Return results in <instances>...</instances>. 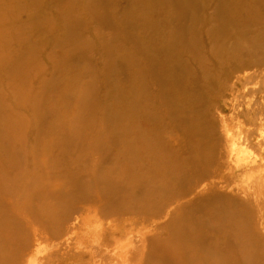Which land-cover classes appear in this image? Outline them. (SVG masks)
I'll return each mask as SVG.
<instances>
[{"label":"bare ground","instance_id":"1","mask_svg":"<svg viewBox=\"0 0 264 264\" xmlns=\"http://www.w3.org/2000/svg\"><path fill=\"white\" fill-rule=\"evenodd\" d=\"M135 1L143 6V11L119 13L110 9L113 6L108 0H58L57 5L67 2L60 12L61 28L51 20L48 1L43 4L37 0H0V31L5 35H1L5 44L0 45V128L6 132L0 140H10L12 135L25 137L28 135L25 132L35 127L32 133L43 135L45 141V145L34 143L32 158L18 151L26 141L15 143L17 150L6 151L0 146V157L6 158L0 160V264H22L21 251L32 243L31 225H35L36 240L53 242V247L70 245V241L78 237V231L83 230L76 255L81 261L76 264H264V235L251 222L250 205L235 196L224 198L214 193L202 196L212 185H232V179L244 171L238 165L232 167V161L237 160L240 151L247 153L255 141L263 151L249 169L258 171L256 180L264 195V137L260 135L258 140L256 136L264 124V113L239 111L234 117L231 114L221 116L219 126L227 133L231 148L225 155L226 160L220 163L222 145L216 135L212 111L230 108L234 114L235 104H228L219 96L225 88V93L230 88H222L221 81H209L214 72L225 71L227 65L231 64L228 74L232 76L238 67L251 66L256 61L250 57L239 62V58L247 50L259 51L262 33L264 41V0H247L258 1L256 6H247L243 0H189L191 3L186 2V5L193 14L184 10L182 0H172L162 8L163 12L171 13L170 17L148 22L158 30V27L170 25L173 19L178 20V26L171 29L161 51L155 49L158 37L155 35L149 40L137 27L146 23L151 15H157L159 10H155L154 5L160 0ZM25 3L29 9L22 15ZM247 11L248 18L244 23L239 21L242 27L238 29L235 23L222 17V12H229L241 18ZM85 13L91 20L93 18L96 32L104 27L109 30L113 19L118 17L123 25L134 30L131 36L135 39V48L149 47L138 54L135 49L127 50L120 65L110 64V70L116 71L119 67V70L134 68L137 59L142 62L149 59L130 73L128 96L124 95L125 86L114 80L117 83H113V95L100 105L104 119L113 120L112 127L107 128L105 121L100 119L97 130L96 126L91 129L96 138L87 145L83 142L90 130L86 122L93 109L89 99L97 90L95 78L88 82L82 78L83 74L69 77L68 73L54 78L52 69L47 73L37 70L39 66L30 69L37 62L23 46L34 34L38 35L34 29L56 28L57 35L51 44L68 42L62 60L68 62L70 52H77L87 64L92 63L89 59L91 43L82 47V43L76 42L82 39L79 35L99 39L94 30L81 27V15ZM188 15L196 21V25L189 28L185 25ZM23 16L26 20H22ZM254 22L261 23V28L252 30L249 25ZM201 24L205 25L206 33H200ZM119 32L128 33L125 29ZM189 33L196 34H191L192 41L186 40ZM203 35L208 38L201 49L197 40ZM138 36L142 40L136 45ZM206 46L219 54L214 53L216 57L211 59L205 51ZM188 49L195 52L186 51V54ZM47 54L52 55V52L48 50ZM257 57H264V51ZM107 58L111 62L110 55ZM196 58L199 60L195 61ZM23 70L40 72L38 79L31 76L38 81L33 86L38 94L23 90L26 85L14 80L15 73ZM101 76L105 80L109 73L101 72ZM248 76H237V90L244 91L251 82L250 74ZM187 77L194 81L185 84ZM72 79V86L68 87L66 83ZM197 81L205 86L204 95L196 94ZM50 82H54L55 91L70 88L77 107L53 109L52 101L48 106L51 111L47 112L42 95ZM110 85L107 82V86ZM17 88L20 90H15ZM144 91L147 95L142 96ZM10 99L17 105L30 103L27 111L16 115L19 109L4 108V101ZM61 99L65 101L66 96ZM118 101L121 104H117ZM145 102L158 104V107H146ZM124 103L125 107L120 108ZM10 113L14 117H10ZM27 113L40 119L60 113L66 119L60 125L64 135L47 138L42 130L50 127L32 125ZM178 113L182 117L180 120L176 118ZM236 118L239 125L253 129L232 132ZM20 126L23 133V129L16 130ZM179 131L182 137L174 138ZM115 135L121 137L120 143H115ZM167 137L170 142L164 147ZM238 143L244 147L237 149ZM210 160L216 167H206L202 172L197 169V165ZM228 176L231 181L226 180ZM233 187L246 192L244 185ZM10 197L14 199L11 209L23 210L29 220L13 226L14 220L4 216L2 200ZM47 198L51 199L48 205L43 203ZM92 224L96 230L90 239ZM17 238L21 240L18 245ZM72 256L69 252L52 253V258L70 259ZM64 262L62 260L61 264H73Z\"/></svg>","mask_w":264,"mask_h":264},{"label":"rangeland","instance_id":"2","mask_svg":"<svg viewBox=\"0 0 264 264\" xmlns=\"http://www.w3.org/2000/svg\"><path fill=\"white\" fill-rule=\"evenodd\" d=\"M37 1H39L40 3H43V4L46 3L47 1L49 2L48 7H49V11H50L49 15L51 16V20L56 22V25H59V27L63 28V26H62L63 22H61L62 18L60 16V12H62L65 9V7L67 6V2L57 5L59 3L58 0H37ZM170 1H172V0H160L158 4L154 5L155 10H159L157 15H151V17H149V20L146 23H143L141 25H137V27L139 28L140 31H144L148 35L149 40H151V37H153L155 35L158 37L156 39L157 40L156 43H158V45L155 46V49H159L160 51H161L163 45L167 44L168 39H169V35H170L169 32H171V29L176 28L178 26V24H177L178 20L173 19V22H170V25H163V27H158V30H155L154 26H150L148 24V22L151 20H159V19H163L166 17H170L171 16L170 12H163L162 11V8H164L165 4H167ZM108 2L113 6L110 9L111 10L115 9L119 13H126V11L127 12H136L137 10L143 11V6L141 4H139L138 2H136L135 0H131L130 2L128 0H108ZM186 2L188 5L191 3L189 0H187V1L182 0L183 5L185 6L184 10H186L187 12H190V14H193L192 10H190V11L188 10ZM237 2H242V1L237 0ZM243 2L247 6L248 5L256 6L258 4V1H255L253 3L251 1L247 2V0L246 1L243 0ZM100 7H101V3H99V9H100ZM25 9L26 10L29 9L27 3H25L24 6H22V11H24V12H20L22 15L26 14ZM111 10H109V11L111 12ZM166 10L169 11V9H167V8H166ZM175 10H176V8H174L173 12ZM196 10H197V8H196ZM247 14H248V11L246 13H243V17L240 18V17H238L237 13L230 14L229 12H227V13L222 12V17L226 18L229 22L235 23L236 29H238L239 27L241 28L242 27L241 24L246 21L245 18H248ZM81 16L83 19V24H81V27L85 28V29L87 28L88 30H94L93 32L99 38L98 40L97 39L95 40V38L93 36L88 37L87 35L86 36L85 35H79L82 39H77V41H76V42H80V44L82 43V47L84 44L91 43L89 59L92 61V63L87 64L88 61L86 59H84V57L79 58V53H77V52H70V56H69L70 60L68 62H65V60H62L61 57L64 56L67 52L68 42L66 43V41H65V42H58V43H52L51 44V40L54 37H56V35H57V29L56 28H49L48 30H42V31L41 30L37 31V29H34L33 32L40 35V37L38 35L34 34V36H32L30 39L26 40V42L24 43L25 45H23V46L25 47V49L28 52L32 53L33 59L37 62V64L34 65L33 67H31L30 69H33V68L39 66V67H37V70L41 69L43 71V73H47L50 69H52V72H53L52 76L54 78L55 77L57 78L59 76H61V78H62L65 75V73H68L69 77H74L77 74H79V75L83 74L82 78L88 82L92 81V79L95 78V83L97 84V90L95 93L92 94L91 98L89 99L91 105H93V109H92V113H90V115H89V119H88L89 121L86 122V125L89 127L90 130H89V132H87L86 135H84V136L88 137L89 139L88 138L84 139V142H83L84 145H87L91 140L93 141L94 138H96V136H95V131L97 130L96 124L100 119H101L100 121H102V120L105 121L107 128L112 127L113 120L112 119H104V115L100 112V105L103 103V101H107L108 98L111 95H113V92L111 91L112 89H114L113 83H117V82H114V80L115 79L118 80L123 86H125L124 87V95H125V97L128 96V94H126V92L128 90V87H129V82H130L129 75H130V73L134 70V68H137V65L141 66V65L145 64L147 61H149V59H147V61H146V59H143L142 57L139 56L140 58H142L145 61L142 62V61L137 59L138 64H135L134 68L130 67L129 69L126 68V69L119 70V68H120L119 67V68H117L116 71L110 70V64L116 62L117 65H120L122 63V61H121V59L123 58L122 56L127 54V52H126L127 50L130 51L132 49H135V52L138 54V52H141L142 50L149 48V47L148 46H145V47L142 46L141 49L135 48V39L133 38V36H131V32H133L134 30L131 31L130 28L126 24L123 25V23H121V21L118 20V17H115L113 19V21L111 22V24L109 26V30H104V29H106L104 27L101 30H98V32H96L95 23L92 22L93 18L91 20V17L89 18V16H87L86 13L81 15ZM174 18H176V17H174ZM89 19L91 21H89L87 23V21ZM22 20H26V16H23ZM134 20H136V19H134ZM185 20H186L185 25L188 28L190 26L196 25L195 19L191 16H189V19H185ZM239 21H241L242 23H240ZM261 23H262V21H261ZM261 23L259 25L258 22L257 23L254 22V23H251V25H249V26L252 30H256L258 28H261ZM204 26L205 25L201 24L200 33H206L207 32L205 30ZM159 28H161V29H159ZM123 29H125L126 32H128V33L122 34V32H119L120 30H123ZM96 33H99V34H96ZM191 34H194V36L196 35L195 33H189V34H187L188 38L186 37V40L188 39L189 41H192V39L194 37ZM1 35L5 37L3 31H0V45H4L5 43H3ZM260 36H261V40H259V42H258L259 51H248L247 50L245 53H242L244 55H241V58H239V62H241V61L248 59L250 57H254L256 59V61L251 66L246 65L244 67H238L237 69H235V72L233 73V75L230 76L228 74V72L231 68L230 67L231 64H230V65H227L225 67V71L220 72V73L214 72L209 79V81H211L213 79L221 81V85H223L222 88H224V87L230 88L227 93H225L226 92L225 91L226 88H225L224 91L220 92L219 96H221V100H223V101L225 100V102L227 101L228 104H230V103L235 104V110L233 112L234 114L231 113L230 108L221 109V110L220 109H214L212 111L214 113V121L217 125L216 135L217 136L219 135V137H220L219 141H220V144L222 145V148H221V151H222L221 156L222 157L219 155L221 157L220 163H221V161L226 160L225 155H227L229 153V150L231 148L230 147L231 141L227 137V135H226L227 133L225 134L224 130H222L223 129L222 126L221 127L219 126V124H220L219 121L221 119V116H223L225 114L226 115L231 114L234 117L237 115V113L239 111H248V113H250L251 111L255 112V110H257V111H260V113H262V114L264 113V57H257L260 51H264V50H262V49H264V41L262 40L263 33ZM138 37L140 39L138 38V40L136 41V45L138 44V42L140 40H142V38L140 36H138ZM199 37H200L199 38L200 41L197 40V42H198L200 48L204 49L205 41L208 37L206 35L199 36ZM101 38H103V39H101ZM102 41H104V42H102ZM219 43H222V40H220ZM48 50H50L52 52V55L47 54ZM186 51L187 52L189 51L190 53L195 52V51L189 50V49L185 50V52ZM205 51L211 59L216 57L215 54H219L215 50L209 49L207 46H206ZM187 52H186V54H187ZM202 52H203V54H205L204 50ZM250 52H253V53L251 54ZM109 55L111 57V62H109V58H107V57H109ZM53 56H56V59ZM58 58L60 60H58ZM240 59H243V60H240ZM194 60L198 61L199 58H196ZM245 71H247V72H245ZM254 71L256 72L255 75H253ZM101 72L102 73L108 72L109 77H107L104 80V78L101 76ZM238 72H240V73H238ZM15 74L16 75L14 76V80L15 81L18 80V83H20V85H23V86L26 85V86H24L23 90H27L29 92H32L33 94L34 93L38 94L37 89L33 88L34 85L38 84V81L33 80L31 76L33 75L36 79H38L40 72H35V71L32 72L31 71V72L27 73L23 70V71H18ZM248 74H250L251 82L245 86L244 91L241 88L239 90H237V87L239 85V82H237V79H236L237 76L241 75V76L249 77ZM185 80H186L185 84L191 83L192 81H194V79H191V77L190 78L187 77V78H185ZM72 81H73V79L66 83L68 87H70V84L72 83ZM235 81H236V83H235ZM107 82H110L111 85L107 86ZM53 83L54 82L49 83L48 90L46 91V93L44 92L42 95V100L45 104V110L47 112L51 111L48 109V106L51 104L52 101L54 104L53 109H55V108H61L62 109L66 106L71 107L73 109L76 108L77 102H75V95L71 92V89L70 88L65 89V87H63V89L55 91ZM30 85H31V87H30ZM182 85L183 84H181V86ZM71 86H72V84H71ZM15 90L18 91V90H20V88H17ZM195 91H196L197 95H204L206 93V88L202 83L197 81L195 84ZM231 91H233V92H231ZM108 92H110L111 94H109ZM141 94L143 96L146 94V92L145 91L141 92ZM61 96H66V100L63 101L61 99ZM36 102H38V101H36ZM34 103L35 102H33V104ZM29 104L30 103L25 102V103H20V105H17L14 102H12V100L10 99V100L4 101L3 107L4 108L9 107V108L19 109V110H17V113L15 112V114L16 115H22L27 111ZM117 104H121V102L118 101ZM125 105H126V103H124L122 106H120V108L125 107ZM144 105L146 107H150V108L151 107H158V104L152 105L151 103H146V102L144 103ZM11 115H12V117H14V114L10 113L9 116L11 117ZM102 115H103V117H102ZM27 117H28L29 122L32 125L46 124L48 127H50L46 130H42L43 133H45L47 138L59 137V136L64 135V130H63L62 126H60V125H62V123L65 122L66 119L63 118L60 115V113L56 117L46 116V117H41V119L33 113H27ZM176 118L178 120L182 119L181 114L178 113L176 115ZM237 119L238 118L235 119V122L238 121ZM54 123H55V125L53 126ZM263 123H264V120H263ZM94 126H96L95 131L91 130ZM249 127L250 126H246V125L243 126V124L239 125V123L237 122V124L234 127H232L231 130H232V132L238 133V132H240V130L242 132L246 128H249ZM22 129H23V127L20 126V127H17L16 130L20 132ZM250 129H253V127H250ZM23 131H24V129L21 132L23 133ZM34 131H35V127H32L25 132L26 134H28L25 137H19L18 135H12L13 138H11L10 140H4V141L0 140V146L7 149L6 151L17 150L15 143L21 142V141H26V144L23 146V148L18 149V151H23L25 153V155L27 153L29 158H32L33 153H34V143H37L40 145H43V144L45 145L43 135H38L37 133H32ZM5 133L6 132H4L0 128V139H2V136ZM242 134L244 135L245 132H243ZM260 135H262L264 137V124L261 125L259 130L257 131L256 136H257L258 140L260 139ZM106 136H108V135H106ZM115 136L117 137V138H115V143H120L122 140L121 137H118L117 135H115ZM177 136H178V138L182 137V132L179 131V134H174V138H176ZM169 142H170V139L167 137L164 141L163 146L166 147L169 144ZM240 144L241 143H238V145L236 147L237 149L244 147V145H242V144L240 145ZM261 150L262 149H260V147L257 146V141H255L254 145L252 147L250 146L249 150L247 149V153L244 151L243 152L240 151V154H239L237 160L234 159L232 161V164H231L232 167H235L238 165V166H240L241 170L242 169L244 170L241 172L240 176H236L235 178H233L232 179V185L229 187L222 186V184L212 185L210 188H208L207 191L205 190L206 192L205 191L202 192L203 193L202 196H208L209 194L214 193V194L221 195L224 198L225 197H232V196L239 197L240 199H242V201L246 205L247 204L250 205V209L252 210V216H253L251 222H252V224L255 223L257 225L258 231L262 235H264V195L261 194L262 193L261 185L256 180V177H257L256 175L258 174V171L257 170L254 171L253 169H249L251 167L250 165L256 159L260 158ZM2 159H6V158L0 157V160H2ZM34 163H36V162H34ZM257 163H259V160L255 162V164H257ZM197 166H198L197 169L201 170V172H202V169H204L206 167H216L215 163L211 160L206 161V163H201L200 165H197ZM226 180L231 181V177L228 176V178ZM234 185H240V186L244 185L246 187V192L242 193L241 190L239 191L236 189V187H233ZM253 188H254V190H253ZM13 200L14 199L11 197L4 199V200H2V205H3V203L5 205L4 206V208H5L4 216H6L8 220L13 219L14 222L12 224H13V226H16V225L20 224V222L24 223V221L29 220V217L25 214V212L23 210H18V211L14 210L13 211L11 209V205L14 202ZM48 201H51V199L47 198L46 200H43V203L48 205ZM0 213H1V211H0ZM0 217H1V214H0ZM95 228L96 227L94 226V224H92L91 233H89L90 239H93V236H94L93 233L96 230ZM30 232H31V237H32V243H30V246H27L24 250L21 251V255H22L21 257L23 259L22 264H26L28 261L29 262L27 264H39V263L40 264H61L62 260L63 261L65 260L64 263L72 262L73 264H76L78 261L79 262L81 261L77 258L76 255H77V251L79 250L77 245H78V242L81 241V238H82L81 233L84 232L83 230L78 231L79 232L78 237H76L74 240H71L70 245L64 244L60 247H53V242L51 243L50 241H46L44 239L36 240L35 225L30 226ZM20 241L21 240L19 238H17V244L16 245L20 244ZM34 249H37L38 252H40V253H38ZM53 252H59V253L69 252L70 254H73V256L70 259H65L62 257L61 258L62 260H61L60 257L52 258ZM49 255H50V257H49Z\"/></svg>","mask_w":264,"mask_h":264}]
</instances>
